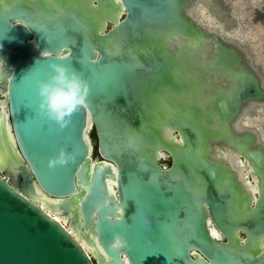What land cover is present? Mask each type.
I'll return each mask as SVG.
<instances>
[{
	"label": "water",
	"instance_id": "water-1",
	"mask_svg": "<svg viewBox=\"0 0 264 264\" xmlns=\"http://www.w3.org/2000/svg\"><path fill=\"white\" fill-rule=\"evenodd\" d=\"M219 1L0 0V264H264V142L243 124L264 77L202 25L199 6L229 21ZM50 63L89 87L64 128L37 109Z\"/></svg>",
	"mask_w": 264,
	"mask_h": 264
},
{
	"label": "bare ground",
	"instance_id": "bare-ground-1",
	"mask_svg": "<svg viewBox=\"0 0 264 264\" xmlns=\"http://www.w3.org/2000/svg\"><path fill=\"white\" fill-rule=\"evenodd\" d=\"M263 2H264V0H263ZM219 4L223 5L224 8L226 7V5L222 1L221 2L219 1ZM252 5L253 6H261V1L257 0L256 4L254 3ZM254 8L255 7H253V9ZM229 9H230V11H233L232 8H229ZM200 10H201V12L205 13L206 19H200V15H199ZM187 12H191V11L187 10ZM207 13H208V15L206 14V8H204L203 6H199V10L196 11V14L198 15L202 25L211 31H215V32L219 33L228 42H231V43H234L235 45H237L238 48H240V50L246 55V57L250 58L249 60H252V62H253L255 60V51L252 49L250 44L247 43L246 32H244V34H243L242 31H240V28L238 26L240 19L231 16V17H229V21L221 22L218 18L213 17V14H211L210 12L207 11ZM228 16H230V15L228 14ZM260 17H262V16H260ZM210 18H212V21H210ZM263 19H264V16H263ZM255 62H253L255 64V66L261 70L260 66H258ZM261 73L263 74V77H264V72L262 70H261ZM263 85H264V82H263ZM263 108L264 107H262V108L256 107L255 109H253V107H252L251 109H249V112L245 115L246 118L243 120V122H244L243 124H246V126H248V128H252V129L256 130L257 133L259 134L260 140H262L264 142V139H263L264 138V125H263L264 123L262 125H260V128H259V127L254 126L250 122L251 118H257V119H259V121L264 122V110H263ZM262 113H263V115H261ZM3 114H4V110H3V108H0V119H1ZM90 126H91V123L88 122V124H87L88 130H89ZM1 155L2 154L0 152V162H3L4 160L2 159ZM228 161L231 164L232 169L236 170V172L238 173L240 182L243 183V185L247 188V190L250 193H255L256 183H253L249 180L248 169H247L246 165L233 155L228 158ZM253 181L256 182V179L254 177H253ZM108 184H109V186L112 185L111 182H108ZM34 199L37 201V203L41 206V208L44 211H46L50 216H52L57 221H59L70 232L71 236L80 244V246H82V248L88 254H90L92 252V248L84 242V240L81 238L79 231L77 229L72 230L71 228L67 227L68 217L67 216L63 217L60 214H57L56 212H54L53 210H50L47 203L52 202V201L47 199V197H45V195H43L39 191H37L35 193ZM210 232H211V234L215 233L216 234L215 236H218V234L215 232V230L210 229Z\"/></svg>",
	"mask_w": 264,
	"mask_h": 264
},
{
	"label": "clouds",
	"instance_id": "clouds-1",
	"mask_svg": "<svg viewBox=\"0 0 264 264\" xmlns=\"http://www.w3.org/2000/svg\"><path fill=\"white\" fill-rule=\"evenodd\" d=\"M49 68L51 73L48 78L37 81V109L46 119L54 122L59 128H64L71 115L85 104L89 87L78 73L65 65L50 63ZM58 163H65L64 149H60L56 157L48 160L49 167Z\"/></svg>",
	"mask_w": 264,
	"mask_h": 264
},
{
	"label": "rangeland",
	"instance_id": "rangeland-1",
	"mask_svg": "<svg viewBox=\"0 0 264 264\" xmlns=\"http://www.w3.org/2000/svg\"><path fill=\"white\" fill-rule=\"evenodd\" d=\"M256 1L257 0H222V2L226 5L225 8L229 12V15H230L229 17L233 16V17L240 19L238 23L240 31H242L243 34L244 32H246L247 43L250 44L252 49L255 51L254 62L256 61L255 63L258 66H260L261 70L264 72V19L263 18L262 20L259 19L258 18L259 16L257 14L258 11H259L258 13L264 14L263 12L264 2L263 0H259L261 1V6H253L252 4L254 3L256 4ZM251 5L255 8L253 9ZM228 7L232 8L233 11H230ZM206 14L208 15L207 12ZM199 15H200V19H206L205 13L201 12V10H200ZM210 21H212V18H210ZM250 122L251 124L259 128H260V125L264 123L263 121H259V119L257 118H251ZM235 126L239 129H242V127H240L238 122L236 123ZM90 136L92 138V143H93L92 155H93V158L97 159L98 153H97L96 146H95V136H94L93 131L90 132ZM162 164L168 165L167 159L166 161H162Z\"/></svg>",
	"mask_w": 264,
	"mask_h": 264
},
{
	"label": "snow or ice",
	"instance_id": "snow-or-ice-1",
	"mask_svg": "<svg viewBox=\"0 0 264 264\" xmlns=\"http://www.w3.org/2000/svg\"><path fill=\"white\" fill-rule=\"evenodd\" d=\"M22 20L24 21V24L27 27H29L31 29H34L35 31H37L40 34L41 33L46 34L45 26L43 24H41L38 20L30 19V22L32 24L31 27L29 26V22H26L24 19H22ZM213 235L215 236L216 234L214 233ZM158 252H163L166 255V257L168 258L169 261H172L174 257H179L178 250L175 249V248L162 250V249H159V248H156V247L148 246V247H144L141 250V253H140L141 260L144 259L147 255H156Z\"/></svg>",
	"mask_w": 264,
	"mask_h": 264
},
{
	"label": "flooded vegetation",
	"instance_id": "flooded-vegetation-1",
	"mask_svg": "<svg viewBox=\"0 0 264 264\" xmlns=\"http://www.w3.org/2000/svg\"><path fill=\"white\" fill-rule=\"evenodd\" d=\"M263 12H264V5H263ZM262 16H263V14H262Z\"/></svg>",
	"mask_w": 264,
	"mask_h": 264
}]
</instances>
